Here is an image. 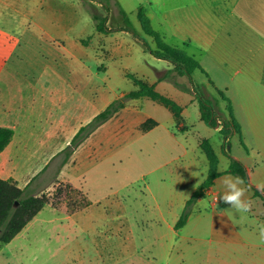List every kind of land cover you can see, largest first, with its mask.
I'll return each mask as SVG.
<instances>
[{
	"label": "rangeland",
	"instance_id": "1",
	"mask_svg": "<svg viewBox=\"0 0 264 264\" xmlns=\"http://www.w3.org/2000/svg\"><path fill=\"white\" fill-rule=\"evenodd\" d=\"M5 1L17 3L22 12L33 8L30 19L26 20L31 28L37 29L35 24L42 27L54 24L64 14L67 21L73 24L66 32L68 38L82 35L83 63L68 54L66 66L53 62L58 55H65L62 45L66 40L49 42L45 37L36 38L28 34L29 37L27 35L20 41L19 53L6 62L0 74V95L10 98L15 109H22L28 98L22 75L38 72L50 63L55 68L62 65L60 68L67 70L69 80L76 81L84 89L85 96L93 93L95 101L98 87L110 96L114 91L120 95L136 90L127 75L151 82L160 72L167 70L168 65L172 67L170 62L155 58L144 47V42L152 49L155 44L151 37L143 33L137 20V11L142 7L145 13L152 16L151 26L157 31L161 22L157 0H100L101 3L90 0ZM166 1L172 5L177 0ZM195 2L198 3V0ZM121 11H124L125 16ZM186 11L182 7L175 13ZM92 14L107 16L109 32L101 33L95 29ZM18 18L15 20L24 21L22 15ZM0 20L10 21V17L0 15ZM174 47L189 54L185 46ZM197 57L202 61L200 65L212 68L209 63H205L203 54H197ZM71 71L75 72L71 74ZM95 72H99L98 75ZM215 72V75L219 74ZM180 78L184 79L182 85H186L185 77H173L175 81ZM206 78L209 75L199 70L192 73L193 84L203 87V83L210 98L218 100L220 109L223 101L218 99L215 86L209 84L208 80L206 84ZM22 90L23 94L20 93ZM156 90L179 100L180 94L169 80L159 84ZM190 96L194 98L191 93ZM129 102L163 124L171 114L147 98ZM121 116L123 114H118L117 118ZM165 128L144 134L141 139L135 135L126 145H108L104 141L99 146L98 155L92 157L94 163L91 168L80 165V175H76L79 162L72 157L64 168L63 183H72L75 188H81L79 191L82 190L84 197L82 207L75 212L69 211L75 208V205H69V198L58 208L50 205L43 207L11 242L0 244V264H219L216 244L209 240V220L195 234L190 232L185 239L171 236L173 238L169 240L167 235L168 230L160 217L159 207L163 211L167 210V197L175 187L176 172L182 163L170 161L182 153V146L168 136ZM178 128L174 127L173 132L179 133L181 145L188 146L190 154L199 158V172L204 180L208 171L207 160L200 147L195 148V142L203 137L201 139L209 140L219 154L224 138L217 130L200 121L193 108H190L188 118L186 121L182 119ZM182 129H188L187 133L180 131ZM241 147L237 136H233L227 150L234 153ZM160 178H163L162 182ZM54 190L49 187L43 193L52 194ZM74 196L72 201H77V196ZM197 208L208 209V198ZM218 229L216 223L213 232H218ZM214 233L216 238L218 234Z\"/></svg>",
	"mask_w": 264,
	"mask_h": 264
},
{
	"label": "crops",
	"instance_id": "2",
	"mask_svg": "<svg viewBox=\"0 0 264 264\" xmlns=\"http://www.w3.org/2000/svg\"><path fill=\"white\" fill-rule=\"evenodd\" d=\"M195 1L187 0L185 4L184 0H177L168 5L166 0H157L161 21L157 31L165 43L185 46L187 52L198 61L197 54H203L205 63L211 65L212 70L205 65L201 66L214 86L231 101L235 119L241 127L243 143L247 148L245 150L241 147V150L234 153L231 151L230 155L245 165L251 184L264 193V0ZM182 7L187 11L175 13ZM31 9L22 12L17 3L0 0V15L6 14L10 17V21L0 20V74L5 69L6 62L15 53H19L20 41L27 38L28 34L36 38L45 37L49 42L66 40L62 45L65 55H58L59 60L55 58L53 61L55 64L64 63L66 66L68 54L81 63L82 35L68 38L66 32L73 24L67 21V16L61 15L57 22L46 27L35 24L36 29L31 28V24L26 21L33 12ZM146 14L150 20L153 19L148 12ZM19 15H22L24 21L15 20L19 19ZM201 62L199 61L200 64ZM50 64L38 72L22 75L28 95L22 109H15L10 98L0 95V127L13 130L10 143L0 153V179L13 180L27 194L40 195L49 187L55 189L59 184H64V168L72 157L79 162L76 175H80V165L85 164L91 168L94 163L92 157L98 155L99 146L104 141L108 145H126L135 135L141 139L144 134L166 127L168 136L182 146V153L170 161L182 163L176 172L175 187L167 197V210L163 211L159 207L169 240L173 237L185 239L189 234H195L209 220V240L216 244L214 246L218 249L219 264H264V240L260 234L264 228L262 200L253 197V191L244 183L238 184L235 179L231 182L237 188L246 189L241 200L251 201L250 211L243 214L235 210L227 212L231 205L222 200L226 192L223 179L234 177L224 174L229 165L228 156L221 150L219 154L215 151L218 156V172L222 174L214 180L205 196L197 200L186 224L175 230L174 225L186 201L205 179L202 180L200 176L199 158L195 154L191 155L189 147L179 142V133L173 132L174 127L179 128L175 126L172 114L163 124L142 109L137 110L135 105L130 104L129 101L132 100H128L119 112L90 133L68 154L69 145L77 133L111 103L129 92L117 95L114 91L110 96L98 87L95 101L93 93L85 96L84 89L73 79L69 80L67 70L60 68L62 65L55 68ZM171 68L168 65L167 70ZM167 70L160 72L151 82L144 81L155 85L157 89L159 84L166 81L160 80V77ZM215 71L219 74L215 75ZM74 72L71 71V74ZM95 73L98 75L99 72ZM180 79L177 81L183 84L184 79ZM207 80L206 78V84ZM185 82L188 85L186 77ZM201 85L204 86L203 83ZM174 88L180 94L179 100L173 99L183 108V119L186 121L190 108H193L194 114L200 120L195 99L189 92L175 86ZM20 93L23 94V90ZM220 109L226 111L225 101ZM118 114L123 116L117 118ZM148 119L156 121L158 125L143 132L140 125ZM214 129L218 131L217 128ZM187 131L188 129L184 130L185 133ZM201 138L203 137L195 142V148L199 149ZM237 139L239 142L238 137ZM221 163L223 166L220 167ZM162 179L160 178L161 182ZM65 184H70L76 190L81 189L75 188L72 183ZM165 194L167 196L168 192ZM205 198L209 200V208H197L205 202ZM216 223L219 229L214 233L213 227ZM213 233L218 236L214 238Z\"/></svg>",
	"mask_w": 264,
	"mask_h": 264
},
{
	"label": "trees",
	"instance_id": "3",
	"mask_svg": "<svg viewBox=\"0 0 264 264\" xmlns=\"http://www.w3.org/2000/svg\"><path fill=\"white\" fill-rule=\"evenodd\" d=\"M90 1L101 3L100 0ZM121 12L125 16L124 11ZM92 18L95 21V29L98 32H109V29L106 26L108 20L107 16L92 14ZM137 20L143 33L151 37L155 44V48L152 49L146 42H144V47L150 51L155 58L166 60L172 65L171 69L165 71L163 75H161L160 80H169L175 87L193 94L194 99L198 104L200 120L211 128H217L218 132L223 136L224 143L221 151L229 158V165L224 174L241 177L244 184L253 191V197L260 198L264 206L263 191L257 189L251 184L245 165L241 161L233 158L230 155V151L227 150L229 140L233 136H237L239 138L240 145L243 149L247 150L242 140L241 127L236 121L233 113L231 101L222 91L215 87V91L219 97L218 99H222L226 102V111L224 112L218 108V100L210 98V96L206 93L205 86L200 87L199 85L193 84L192 73L195 70H199L205 75H207V73L193 56L187 54L180 48L171 46L164 42L161 35L152 28L150 19L147 17L142 7H140L137 11ZM175 76L187 77L188 85L182 87L183 85L181 83L173 79ZM127 77L133 82L136 90L125 94L123 98L111 103L87 126L83 127L69 145V149L67 151L68 154L72 153L90 133L119 112L128 100L147 98L163 106L172 114L175 126L177 128L179 127L183 119V108L179 104H177L173 99L159 93L156 90L155 85H151L134 75H127ZM208 81L209 84L214 87V84L209 78ZM157 125L158 123L156 121L148 119L140 125V130L147 132ZM184 130L185 129H182L181 131ZM12 137V129L0 127V153L5 150ZM199 147L208 162L207 177L186 201L183 211L174 225L175 230H179L186 224L197 200L205 196L207 190L214 184V180L222 174L218 172V156L209 140L201 139ZM73 195L77 196V201H72ZM68 198L70 199L69 205H75V208H71L69 211L75 212L82 207V201L84 200L82 192L74 189L70 184H59L52 194L42 193L40 195H31L27 194L25 190L19 188L13 180L0 179V244L3 245L11 242L43 209V207L50 205L53 208H58L60 207L59 205H61Z\"/></svg>",
	"mask_w": 264,
	"mask_h": 264
},
{
	"label": "clouds",
	"instance_id": "4",
	"mask_svg": "<svg viewBox=\"0 0 264 264\" xmlns=\"http://www.w3.org/2000/svg\"><path fill=\"white\" fill-rule=\"evenodd\" d=\"M235 179L238 184H243L244 181L241 177H225L223 179L224 186L226 188V192L222 197L224 203L231 205V209L227 210V212H231L235 210L239 213H247L251 208V201L249 200H241V197L245 195L246 189L237 188L236 184L232 183L231 180ZM261 238L264 240V228L261 229Z\"/></svg>",
	"mask_w": 264,
	"mask_h": 264
},
{
	"label": "built area",
	"instance_id": "5",
	"mask_svg": "<svg viewBox=\"0 0 264 264\" xmlns=\"http://www.w3.org/2000/svg\"><path fill=\"white\" fill-rule=\"evenodd\" d=\"M216 199V198H215Z\"/></svg>",
	"mask_w": 264,
	"mask_h": 264
}]
</instances>
